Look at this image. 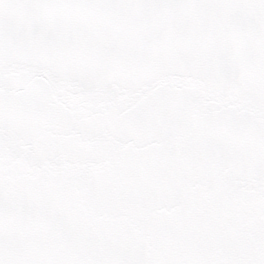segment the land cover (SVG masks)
Listing matches in <instances>:
<instances>
[{"label": "snow or ice", "instance_id": "snow-or-ice-1", "mask_svg": "<svg viewBox=\"0 0 264 264\" xmlns=\"http://www.w3.org/2000/svg\"><path fill=\"white\" fill-rule=\"evenodd\" d=\"M0 264H264V0H0Z\"/></svg>", "mask_w": 264, "mask_h": 264}]
</instances>
